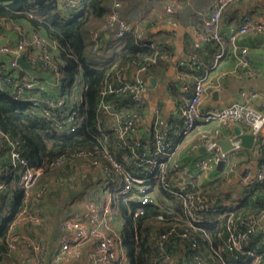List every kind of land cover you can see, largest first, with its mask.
I'll return each instance as SVG.
<instances>
[{
  "label": "built area",
  "instance_id": "obj_1",
  "mask_svg": "<svg viewBox=\"0 0 264 264\" xmlns=\"http://www.w3.org/2000/svg\"><path fill=\"white\" fill-rule=\"evenodd\" d=\"M79 1L82 0H62L61 5L68 10L76 7ZM232 1L213 0L210 15L204 19L205 29L200 36L204 41L222 47L217 54V60L224 56L226 42H232L238 52L237 70L252 73L249 48L239 47L237 39L251 31L264 33V22L257 21L252 14H247L228 35L222 34L219 31L222 13ZM121 7V1L115 0L105 28L115 27V40L127 36L132 30L138 29L139 25L137 20L122 17ZM166 10L171 13L172 5H167ZM198 14L205 15V11L198 10L195 16ZM0 23L10 29L17 28L14 21L2 18ZM20 31L22 32L15 44H6L0 48L1 53L12 58L8 65L19 70H14L15 73H9L5 78L6 83L12 84V89L14 88L11 89V96L19 102L27 103L30 112L49 120L55 136L63 137L75 133L86 118L83 107V92L86 88L83 76L77 75L73 82V90L81 92L76 97L79 100L73 101V94L55 96L48 92L44 81L37 76L27 72L20 75V70L26 69L18 64L17 58L31 46H39L42 48L40 53H27L29 60L36 62L40 59L43 64L51 66L54 85L57 87H60L62 77L61 66L53 61V53L59 51L58 42L41 36L35 30L28 32L20 28ZM103 32H93V50L97 51L101 47ZM138 34L145 38L143 31H138ZM154 61L155 59L136 68V73L116 66L111 67L114 77L107 80L102 91L103 99L99 103L101 117L103 113L108 114L111 111L110 101L104 97L122 95L127 100L124 99L120 108L115 110L117 116L121 111L117 121L109 124L107 131L102 132L100 157L84 151L61 154L52 162L51 173L43 177L44 169L30 166L23 156L19 140L10 139L6 135L10 142L11 160L9 163L0 164V177L7 175L12 180L14 176H18L19 185L24 190V205L9 231V254L22 247L28 257L27 264H48V257L51 256L54 264H125L121 251L124 249L123 236L117 231L108 230V222L114 214V204L121 198L131 201L134 208L130 214L137 218L145 213L146 206L157 204L155 191L160 186L167 198L179 202L185 211L186 220L184 223L166 222L164 216L158 217L162 230H153L150 236L155 248L150 264H178L181 259L184 264H264L263 246L258 241L260 236L264 237V228L261 226L264 211L243 214L218 205L205 194L200 183L201 172H211L222 160L227 164L231 150L240 151L244 148L236 135L230 138L233 148L229 151H224L219 143L222 139L226 140V133L232 131L233 124L243 125L246 127V130L242 129L243 132L255 134L256 141L261 142L263 150L259 167L255 170L246 169L239 176L237 185L255 187L264 182V110L252 107L249 101L234 102L224 108L204 109L203 101L211 88L220 87L219 84L211 82L209 72L205 70L197 76L192 92L185 98L181 109L183 126L178 140L168 139L158 127H155L150 138L145 139L139 125L142 119L141 108L147 104L148 84L144 72L151 69ZM188 65L193 69L197 68L201 65V60L194 54L189 58ZM241 96L253 100L264 97V91L243 89ZM145 147L149 148L148 152ZM202 147L206 149V153L199 155L196 163L200 173H193L181 162L180 153L186 149L190 154H199ZM79 158H86L87 162L75 168ZM67 166H74V170H67ZM167 169L171 174H167ZM97 170L107 180L87 189L84 194L87 202L85 212L67 210L60 223L62 234L59 246L51 255L48 243L35 235L36 229L46 221L44 200L53 189H81L82 180L92 177ZM116 182L120 184L115 186ZM5 186L6 181L0 178V198ZM209 214L214 218H209ZM223 220L227 234L224 245L217 250L207 248L202 255L196 233L205 231L203 226L208 223ZM172 245L183 246L182 252L176 255L171 250ZM188 249L196 252L188 254Z\"/></svg>",
  "mask_w": 264,
  "mask_h": 264
},
{
  "label": "crops",
  "instance_id": "obj_2",
  "mask_svg": "<svg viewBox=\"0 0 264 264\" xmlns=\"http://www.w3.org/2000/svg\"><path fill=\"white\" fill-rule=\"evenodd\" d=\"M120 1L122 2V15L129 20L132 19L139 22L141 20L137 31H143L145 39L166 56L163 60L158 61L145 75L148 84L147 104L141 108L142 119L139 122L141 134L145 139L150 138L154 133L155 127H158L170 140L178 138L177 136L180 135L183 126L181 109L185 98L192 92L197 76L204 73L205 70L209 72L211 82L219 84L220 87L211 88V92L207 94L203 101L204 109L224 108L234 102L249 101L252 107L261 111L264 110V97L248 100L241 96V90L243 89L264 91V33L251 31L238 37L237 45L249 48L250 66L253 70L252 73L241 72L237 70L238 52L234 49L232 42H226L224 56L217 60V54L222 47L215 43L206 42L200 36V33L205 29L204 19L210 15V5L213 0ZM86 2L87 0L79 1L76 7L67 10L62 7V0H57L64 18L72 17L82 10ZM167 5H172L173 11L171 13L166 10ZM198 10H204L205 15L200 16L198 14L195 16ZM247 14H252L257 21L264 22V0H233L230 2L222 13L219 31L224 35H228ZM16 23L17 28L11 29L9 26L0 23V48L6 44H15L22 32L20 28L26 29L28 32L34 30L26 20ZM104 35L105 40H107L105 47L110 46L106 50L107 53L103 54L105 60L108 61V56L113 53L112 48L122 43L117 47V49H120L128 35L118 40L113 38V33L110 31H105ZM41 50L42 48L39 46H31L23 55L29 60L27 53L30 52L35 55L40 53ZM194 54L200 58L201 65L193 69L188 65V60ZM10 59V55L0 51V67L11 71H19L17 68H11L8 65ZM105 60L103 59L101 62H106ZM29 61L31 62V67L27 68L25 72L41 78L46 84L48 92L58 96L61 95L60 92L66 91L73 94V101L79 100L76 97L80 96L81 92L80 90L76 92L73 90V83L70 89L57 87L54 85L51 70L38 67V62L34 64L32 60ZM5 78L4 73H0V88L3 90L8 89ZM124 99L126 98L123 96L111 98L109 103L111 111L108 114L103 113L104 115L101 117L100 127L105 129V131L109 128V124L117 121L120 117L121 111L117 116L115 110L120 108V104L123 103ZM232 126L231 132H227L225 129V132H227L226 139L235 137L236 127L246 130L243 125L233 124ZM256 144H258L259 149L244 147L240 151L231 150L229 153L230 160L222 169L217 166L211 172H201L200 183L204 192L208 197L214 199L216 204L228 208L236 207L244 198L248 187L238 186L237 180L246 169L255 170L259 167L263 157V150L260 146L261 142L256 141ZM148 150L149 148L145 147V151L148 152ZM205 153L206 151L200 149L199 154H190L186 149H183L180 153V160L193 173H200L196 163L200 157L199 155H205ZM119 156L122 157L120 153ZM166 172L171 174L169 169ZM94 175L92 176L94 182L99 181L98 174L95 173ZM174 178L176 177L174 176ZM119 184L120 182H116L115 186ZM91 186L96 187L97 185ZM64 197V206H67L68 210L85 212L87 202L80 191L68 193ZM155 197L157 200L156 205L167 209L169 212H174L176 206H178L175 200L166 197L165 191L160 186L155 191ZM129 202L131 201L125 200L124 203L130 206ZM116 206L117 201L114 204V214L108 222V230L117 231L121 234L124 227V216L119 209H117V212ZM64 209V207L60 209L56 202L49 199L45 208L46 221L35 231V235L43 242L53 246L52 248L59 246V239L62 234L60 221L64 215ZM175 215L176 219L184 221L181 214ZM208 217L214 218L211 214ZM122 222L123 226L120 230L119 226ZM261 226L264 228V217ZM43 229H45L44 232ZM261 239L264 238L260 236L259 240ZM171 250L177 255L182 252L183 246L172 245ZM121 251L124 255V263L129 264L125 249L122 248ZM23 253L25 255L23 248L19 247L17 251L1 259L0 264H17L13 257H20ZM26 255V260H28ZM48 264H54L51 257H48ZM178 264H184V260L181 259Z\"/></svg>",
  "mask_w": 264,
  "mask_h": 264
},
{
  "label": "trees",
  "instance_id": "obj_3",
  "mask_svg": "<svg viewBox=\"0 0 264 264\" xmlns=\"http://www.w3.org/2000/svg\"><path fill=\"white\" fill-rule=\"evenodd\" d=\"M114 1L87 0L82 10L72 17L64 18L57 0H0V19L3 18L14 22L26 20L35 31L41 29L45 37L58 42L59 51L53 53V61L57 62L62 68L60 87L70 89L77 75L83 76L86 87L83 92V107L86 118L75 133L63 137L53 134L50 121L44 116L30 112L27 103L19 102L11 96V92L14 89H12V84L8 85L6 83L8 86L7 90L0 88V164L2 162L5 164L9 163L11 160L10 142L6 135L10 139L19 140L23 156L27 159L30 166L44 169L43 177L51 173L52 162L61 154H75L84 151L92 153L90 155L101 156L102 145L100 139L105 129L100 127L101 111L99 103L103 99L102 91L105 83L108 79L111 80L114 77L111 67L116 66L127 72L136 73V68H140L155 59L152 62V69L158 61L164 58L163 52L155 49L152 43L145 38L139 37L138 29H134L128 34L124 45L120 49H115L108 56V61L103 56L104 53H107L106 50L110 48V46L105 47L107 42L105 35L101 47L97 51L93 50L92 34L94 31L115 32V27L105 29ZM122 17L124 16L122 15ZM121 44H117V47ZM103 59L106 62H101ZM36 62L39 64L38 67L51 70V66L43 64L40 59L36 60ZM13 71L0 67V72H3L5 77L9 73H15ZM24 72L25 70H20L19 74L22 75ZM147 72L149 70L144 72V75ZM60 94L71 95V93L66 91H62ZM112 97L115 96H110V98L106 96L104 98L110 101ZM177 137L179 138L180 135ZM178 138L174 141L178 140ZM262 147H264V143ZM85 162H87L86 158H79L75 168ZM67 170H74V166H67ZM0 178L6 181V186L0 198L1 260L5 256L10 255L9 231L24 205V190L19 185L18 176H14L12 180L7 175ZM93 181L92 177H86L82 180L83 187L81 189H68L67 193L64 194L80 191L84 195L87 193V189L91 187L90 184ZM60 192L61 190L53 189L50 195L60 194ZM47 202L48 198L43 203L45 208ZM124 202L125 200L121 198L116 208L119 207V211L124 216V227L121 234L129 264H150V257L155 253L150 236L153 230H159V228L162 230V224L158 223V217L162 215L166 222H173L180 221L176 219L175 214H181L184 223L186 220L185 211L178 201H176L178 206H176L174 212H169L156 204H151L146 206L144 214L134 218L128 212L129 208H134V204L130 202V206H127ZM231 210L243 214L264 211V182L255 187H248L244 198L236 207H231ZM203 227L205 231L196 233L198 243L202 249V252H200V249L199 252L202 255H204L203 251L207 248H213L214 250L221 248L227 235L225 220L218 221V223H208ZM258 241L264 250V239L259 240L258 238ZM194 251L196 252V250ZM194 251L188 249L187 253Z\"/></svg>",
  "mask_w": 264,
  "mask_h": 264
},
{
  "label": "water",
  "instance_id": "obj_4",
  "mask_svg": "<svg viewBox=\"0 0 264 264\" xmlns=\"http://www.w3.org/2000/svg\"><path fill=\"white\" fill-rule=\"evenodd\" d=\"M17 62L18 64L24 68H30L31 67V63L30 61H28L26 59V57L24 55H20L17 58ZM235 133H236V139H240L241 140V144L246 147V148H256L259 149L258 144H256V136L253 133H248V132H243L242 129L240 127H236L235 129ZM222 149L224 151H229L233 148V144H232V140L231 139H222L219 141ZM202 151H206V149L204 147L201 148ZM225 165V161L222 160L219 164H218V168L222 169L223 166Z\"/></svg>",
  "mask_w": 264,
  "mask_h": 264
},
{
  "label": "rangeland",
  "instance_id": "obj_5",
  "mask_svg": "<svg viewBox=\"0 0 264 264\" xmlns=\"http://www.w3.org/2000/svg\"><path fill=\"white\" fill-rule=\"evenodd\" d=\"M41 36H44V33H43V30H41V29H39V30H36ZM115 49H117V47H113L112 48V50H113V52H114V50ZM96 173L98 174V176H99V181L98 182H95L94 183V181L90 184V185H97L98 183H100V182H102V181H106L107 179H105L103 176H102V174L100 173V171L99 170H97L96 171ZM107 185V184H106ZM110 185H112V184H110ZM92 187V186H91ZM64 193H67L66 191H61L60 192V194H55V195H50L49 196V194H48V196H47V198H48V200L49 199H51L52 201H54V202H56V205H59V207H60V209H62L63 207L65 208L64 210H63V212H64V214H66L67 213V206H64V201H65V194ZM115 195V194H114ZM120 198V197H119ZM119 198H117V199H119ZM120 200V199H119ZM55 204V203H54ZM117 206H118V201H117ZM117 209H119V207L118 208H116V210ZM117 212H118V210H117ZM128 212L130 213L131 212V209L129 208L128 209ZM122 226H123V222H122V224H120V226H119V229L121 230L122 229ZM44 230L45 229H43V232H44ZM45 232H48V231H45ZM53 234V233H52ZM51 234V235H52ZM60 243V242H59ZM48 246H49V248H50V250H51V255L53 254V252H54V250H55V247L54 248H52L53 246H51L50 244H48ZM50 255V256H51ZM52 257V256H51ZM14 258V260H15V262H17V264H27V261H26V257H25V255H24V253H23V255H21L20 257H16V256H14L13 257ZM18 258V259H17ZM69 264H72V263H69Z\"/></svg>",
  "mask_w": 264,
  "mask_h": 264
}]
</instances>
